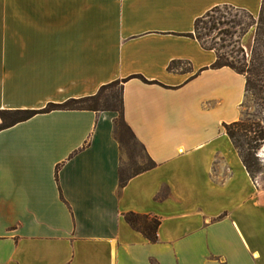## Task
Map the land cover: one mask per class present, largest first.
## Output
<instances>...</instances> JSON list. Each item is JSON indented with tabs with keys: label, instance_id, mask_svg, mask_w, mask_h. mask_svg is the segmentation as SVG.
<instances>
[{
	"label": "crops",
	"instance_id": "obj_1",
	"mask_svg": "<svg viewBox=\"0 0 264 264\" xmlns=\"http://www.w3.org/2000/svg\"><path fill=\"white\" fill-rule=\"evenodd\" d=\"M263 0H0V111L123 82L156 167L120 187L114 112L55 111L0 132V264H264V190L224 126L246 77L214 68L195 23ZM59 171L57 172V168ZM159 218L151 243L125 216Z\"/></svg>",
	"mask_w": 264,
	"mask_h": 264
},
{
	"label": "trees",
	"instance_id": "obj_2",
	"mask_svg": "<svg viewBox=\"0 0 264 264\" xmlns=\"http://www.w3.org/2000/svg\"><path fill=\"white\" fill-rule=\"evenodd\" d=\"M227 6H225L226 8ZM221 7L214 8L210 12H208L202 18H199L195 23V38L201 43V45L207 50H213L217 53V62L214 65V68H231L235 72L240 75L246 77V92L250 91L251 86L253 84V76L256 75L255 67L253 69L244 66V68H238L235 65L229 63L225 56L221 54L222 49L232 47L231 53H244L243 49H239L237 51L234 50L238 42L233 45L225 46L222 45L217 47V44L213 46H209L203 39L201 31H206L209 34L217 32L218 35H229L230 32L222 30L219 26L227 25L232 26L233 28L241 27V23L232 21L229 24H222L221 20L215 18V14L220 12ZM232 8V7H229ZM235 9V8H232ZM238 10V9H236ZM242 11L251 18L252 24L251 28H253L256 24V19L250 13L244 10ZM264 23V0L262 3V8L260 12L259 18V25ZM258 32H260L261 27L259 26ZM248 32H246L247 34ZM260 35V34H259ZM221 41L226 42L221 38ZM258 42V39H257ZM260 43V41H259ZM123 82H114L107 86H104L100 89V91L95 95L87 98L81 99H70L62 104H48L43 110L40 111H32V110H10V111H0V132L11 128L19 123L26 122L33 117L40 115V114H47L52 113L55 111H90V112H114L118 114V118L115 121V138L121 144L122 147V140L120 139V131L124 130L128 132L135 140L136 137L133 134L132 130L129 128L127 123L125 122L124 118V101H123ZM117 87H120L119 92H112L111 94H106L108 91L113 90ZM227 135L231 138L235 147L239 150L241 157L243 159L244 165L250 175L255 179V170L259 166V159L257 156V151L264 144V128L260 124L252 123L251 120H241L239 122L225 125L224 126ZM244 135L246 139L249 141L246 143L247 150L246 152L243 149V146L238 140L240 135ZM137 142V140H136ZM138 143V142H137ZM139 144V143H138ZM143 148V147H142ZM144 150V149H143ZM148 158V157H147ZM150 165L143 168L141 171L129 175L124 176L122 169L120 170V187L123 188L128 181L146 171H149L156 167V164L149 159ZM57 168V172L59 171ZM122 168V167H121ZM127 223L137 232H140L148 239L151 243H156L158 241V229L160 227L161 221L159 218L150 217V216H141L136 214H128L125 216Z\"/></svg>",
	"mask_w": 264,
	"mask_h": 264
},
{
	"label": "rangeland",
	"instance_id": "obj_3",
	"mask_svg": "<svg viewBox=\"0 0 264 264\" xmlns=\"http://www.w3.org/2000/svg\"><path fill=\"white\" fill-rule=\"evenodd\" d=\"M215 18L221 20L222 24H229L232 21H236L242 25L237 28L227 25L219 26L224 32H230L229 35H218L217 32L209 34L204 30L201 31V33L204 41L209 46L215 44H217V47L222 45L230 46L238 42L235 44L234 50L243 49L244 53L232 54L231 51L233 48L229 47L222 49L221 54L225 56L229 63L238 68L247 66L253 69V67H255L256 75L253 76V84L250 91L246 92L241 120L249 119L252 123L260 124L262 128H264V23L259 25V15L255 17L257 25L251 28L252 20L248 14L229 7H221L220 12L215 14ZM259 26L261 27L260 32H258ZM246 32L248 33L246 34ZM221 38L226 40V42L221 41ZM119 89L120 87H117L108 91L106 94L119 92ZM120 139L122 140L121 148L123 155L121 169L124 176L135 174L150 165L143 148L128 132L121 130ZM238 140L246 152V143L249 139H246V137L241 134ZM257 156L259 159V166L254 173L255 180H257L260 187L264 190V144H262L257 151Z\"/></svg>",
	"mask_w": 264,
	"mask_h": 264
}]
</instances>
